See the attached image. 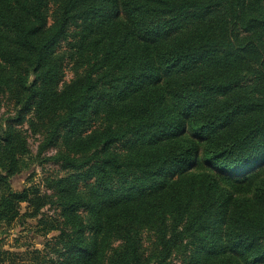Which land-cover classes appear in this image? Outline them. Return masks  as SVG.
I'll return each mask as SVG.
<instances>
[{"label":"trees","instance_id":"trees-1","mask_svg":"<svg viewBox=\"0 0 264 264\" xmlns=\"http://www.w3.org/2000/svg\"><path fill=\"white\" fill-rule=\"evenodd\" d=\"M4 94L0 229L57 211L31 264H264V0H0Z\"/></svg>","mask_w":264,"mask_h":264},{"label":"rangeland","instance_id":"rangeland-1","mask_svg":"<svg viewBox=\"0 0 264 264\" xmlns=\"http://www.w3.org/2000/svg\"><path fill=\"white\" fill-rule=\"evenodd\" d=\"M71 79L69 67L66 70L65 81ZM1 108H0V126H2L5 120L12 115L16 110L13 102L7 94L0 95ZM22 130L26 131V140L28 145L29 154L24 156L22 162L26 165L23 172L15 177L12 182V187L15 190H20L23 187L37 186L41 191H44V179L49 175H61L57 166L52 162H46L45 159L53 155L52 150H46L40 155L38 153V145L41 141V137L38 134L33 135L27 129L25 123ZM27 205L21 204L19 207L20 214L26 211ZM57 211H54L53 207H45L41 210V216L35 219H17L10 226H4L0 229L2 234L0 237V248L5 251H9L14 254H21L19 257L21 264H31L32 252L36 249L38 251H44V245L51 243L52 238L57 235V232L50 233L43 237L37 233H45V230L40 225L39 220L50 221L55 219ZM171 264H182L180 258L172 257Z\"/></svg>","mask_w":264,"mask_h":264}]
</instances>
